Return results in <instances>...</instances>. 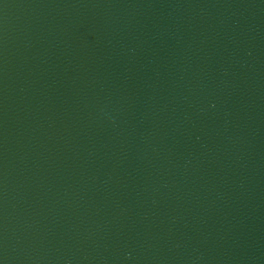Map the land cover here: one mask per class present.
<instances>
[{"label": "water", "instance_id": "95a60500", "mask_svg": "<svg viewBox=\"0 0 264 264\" xmlns=\"http://www.w3.org/2000/svg\"><path fill=\"white\" fill-rule=\"evenodd\" d=\"M0 264H19L7 192L0 146Z\"/></svg>", "mask_w": 264, "mask_h": 264}]
</instances>
